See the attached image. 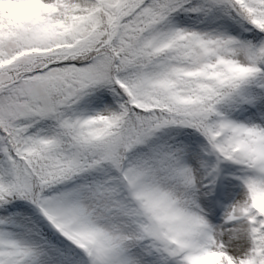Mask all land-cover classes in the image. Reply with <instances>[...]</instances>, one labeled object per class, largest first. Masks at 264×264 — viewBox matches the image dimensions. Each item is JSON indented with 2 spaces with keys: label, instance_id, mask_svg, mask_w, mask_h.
<instances>
[{
  "label": "snow or ice",
  "instance_id": "snow-or-ice-1",
  "mask_svg": "<svg viewBox=\"0 0 264 264\" xmlns=\"http://www.w3.org/2000/svg\"><path fill=\"white\" fill-rule=\"evenodd\" d=\"M0 264H264V0H0Z\"/></svg>",
  "mask_w": 264,
  "mask_h": 264
}]
</instances>
